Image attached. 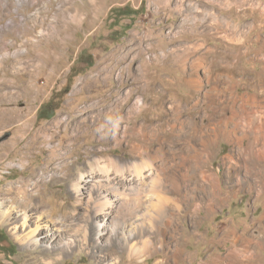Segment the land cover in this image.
Here are the masks:
<instances>
[{"label": "rangeland", "instance_id": "rangeland-1", "mask_svg": "<svg viewBox=\"0 0 264 264\" xmlns=\"http://www.w3.org/2000/svg\"><path fill=\"white\" fill-rule=\"evenodd\" d=\"M4 1L0 0V264H43L44 258H58L57 264H131V260L175 264L173 252L183 241L182 233L188 255L180 264H199L209 254L226 251L224 244L212 242L221 228L241 230L249 223L251 235L263 231L264 160L258 158L257 169L249 171L246 161L254 163L248 152L226 137L212 148L215 154L206 165L220 177L226 201L215 205L214 213L203 210L200 218L191 215L186 203L180 214L168 203L165 220L173 221L161 223V233L151 238L159 253L148 256L140 249L141 260L129 259L118 246L95 248V214L85 208L87 190L84 185L78 188V183L81 174L96 178L120 174L109 158L121 164L148 160L147 155L145 159V154L132 152L134 145L145 143L142 136L148 132L149 140L155 138L152 149L165 148L157 163L168 162L164 182L170 191L172 171L184 170L180 154L190 152L198 136L218 128L220 113L228 117L235 110L242 116L244 103L250 110H261L264 102L250 97L264 99V89L250 90L249 75L234 69L229 70L233 80H224L222 68L226 52L264 56V0H241L240 11L225 7L228 0H97L94 5L74 0L64 8L60 0H6L2 5ZM256 1V11L246 6ZM76 5L82 14L74 20ZM234 18L241 37L223 42L225 30L234 29ZM184 53L188 58L182 65L175 56ZM230 82L236 84L229 88ZM138 102H143L142 112L136 109ZM234 120L242 128L247 121ZM245 134L250 133H241L242 137ZM192 183L187 178L185 184ZM147 189H127L128 198L116 207L117 227L128 225L125 217L143 220L145 203L133 198L142 197ZM196 193L199 200L205 198L200 189ZM163 195L172 197L169 192ZM55 200L63 209L47 224L59 218L74 221L70 233L77 232L80 239L74 251L60 256L51 252L52 238H44L49 231L30 243L20 226L24 215L27 224L35 226ZM16 208L22 211L19 217ZM150 208L148 214L155 215ZM86 229L92 234L83 241L80 236ZM197 231L204 235L200 243V236L193 235ZM104 253L118 255L121 262L103 261ZM261 258L264 261V250Z\"/></svg>", "mask_w": 264, "mask_h": 264}, {"label": "bare ground", "instance_id": "bare-ground-1", "mask_svg": "<svg viewBox=\"0 0 264 264\" xmlns=\"http://www.w3.org/2000/svg\"><path fill=\"white\" fill-rule=\"evenodd\" d=\"M27 1L34 2V0ZM89 1L90 5L97 4V0ZM72 2H74V0H60V3H62L63 8L66 6L67 3ZM7 3L8 1L5 0L2 5H7ZM66 10L68 9H65V11ZM80 11L81 10L79 6L76 5V13H74V15H71V18L77 20L79 18V14H82L80 13ZM142 104L143 102H138V105H136V109L138 110V112H142L144 110ZM247 104L248 103H244V105L240 104L242 116L241 114L239 115L235 110H233L231 116L228 117L225 115L224 112L220 113V115H223V119L221 118L220 122L218 123V128H213L212 131H210L209 133H203L198 136L196 142L194 141L195 143L193 142L194 144L191 145L192 150L190 152L184 151L180 154L182 159L180 164L181 166H183L184 170L180 169L179 172L177 170L172 171L170 176V181H172V188L170 191L166 190V184L164 182L166 179L168 162L164 161L166 163H164L163 165H159L157 163L159 160V156L165 153V148L163 146H159L157 148L155 147V149H152L151 145L153 144L155 138L153 140H149V137L147 136L148 132L146 133V136H142L146 140L145 143L142 145H134L132 148V152L134 153H138L139 155L145 154V157L147 155L148 160L142 159L141 161L139 160V162L130 161L121 164L119 159L109 158L112 164L117 165L116 170L120 171V174H115L114 176H112L111 174H107L105 175V177L98 178H96L95 175L93 176L81 174V177H79L80 180L78 178V188H83L81 185H84L85 189L87 190V194L84 193L85 195H87V200L85 201V208L87 210L91 209L95 214L93 217V224H95L96 226L94 231L96 240L94 242L95 248L99 249L100 246L104 248V246L106 245H109L111 247L118 246L122 248L125 252H127L129 259H132L134 256H136L139 260L143 257L139 255L140 249L144 248L143 250L146 251V254L148 256H152L159 253V249L153 243V240L151 238L153 237V235L161 233V223L162 225H170L173 221L171 218L165 220V218L168 216L166 215L168 203L173 204V208H175V212L178 211V214L181 213L184 204L186 203V209L189 210L192 213L191 215L196 218H200L203 213V210L205 209L209 213H214V206L225 202L226 196L222 195L220 177L217 174L211 173L206 168V165L211 161L212 157L215 154V151H213L212 148L218 146L222 137L228 138V141H230L232 144H235L238 148L243 147L244 150L248 152L247 155L249 154L254 163H250L251 165H248V161H246V167L249 169V171H254L257 169L256 163L258 158H260V160H264V104H261V110H250L248 109ZM234 118H240L242 119V121L243 119H245L244 121L247 120L244 127H239V124L237 122H234ZM174 125L175 124H173V127ZM245 127L246 129H249V131L246 130ZM183 128L185 127L183 126ZM244 132H249L250 135L248 136L247 134H245L242 137L241 133ZM195 133H198L197 127H195ZM154 136L157 137L156 135ZM246 139H248L247 143L245 141ZM171 140L172 138L170 139V141ZM186 143L188 144V140H186ZM260 143L262 145H259ZM255 156L257 158H255ZM229 158L231 159V161H234L233 153L229 155ZM145 159H147V157ZM126 169L130 171V174L126 173L127 171L125 172ZM126 174H129V176ZM187 178H190L192 180L193 183L191 185L185 184L187 183ZM100 182H103V184H101ZM245 183H247V181ZM140 186H148L147 192L142 197L137 196L133 198V200L145 203L143 220H141V218L138 220H131L125 217L129 222L128 225L124 227H117V222H115V218L119 216L115 213L117 212L116 207L121 204V201L128 198L127 189L135 191L136 189H139ZM198 189H200L201 192L204 193L205 198L201 197L200 200L198 199L199 193H196ZM168 192L172 197L167 198L163 195L164 193ZM205 199L209 201H206ZM194 201H196L195 208H193L194 205H192ZM50 202L51 205L49 206V211L47 207V214L42 213L39 216V223H37L35 226H31L33 224H27L28 219L27 216L24 215L21 218L20 226L25 228L24 237L26 241L30 243H35L37 241L38 234L43 233V231L45 230L49 231L50 234H48L44 238H52L51 252H53V250L57 251L54 254L60 256V254H64L69 251H74L79 246L78 242L80 241V239L78 237L79 235L77 234V232H73L74 234L70 233V226L74 224V221L68 222L65 219L67 221L66 222L64 218H59V220L53 219V225L47 224L50 221L49 217L55 218L61 215L63 209L62 204L57 203L56 200ZM77 202H82L81 197L79 198L77 196ZM150 207L155 210V215H152L151 213L148 214V209ZM15 211L19 217L20 212L22 211H20L19 208H16ZM146 215H148V220L144 219ZM173 215L175 214L173 213L172 217ZM263 221L264 215L261 218V223ZM194 224L200 226V223L197 220ZM17 226L18 225H16L15 227L17 228ZM262 226L263 231L261 230V232L257 236L251 235L249 233V223H246L241 230L236 229L232 226L228 227L227 229L221 228L219 235L213 238L212 242H214L215 244H224L226 247V251L224 253L215 254V256L209 254L207 259L202 260L199 264H264V261H262L261 258V252L264 250V223ZM88 234H92L90 229H86L84 234L80 236L81 240L86 241L88 239ZM193 235L200 236L198 243H200L204 237V235L198 231ZM185 237L186 234L182 233L180 238L183 241L179 242L178 247L176 245V251L173 252V259L175 260V264H180V262L185 258V256L188 255L185 249ZM138 240L141 242V246L138 245V243H140ZM55 242H58L59 246H54ZM44 246L47 247L46 244ZM47 250V252H50L49 249ZM114 255L104 253L100 257L103 261H114L120 263L121 258L118 255ZM37 259H39L38 256H36L35 260L37 261ZM190 259L191 261L193 260L191 255ZM42 262L43 264H57L59 263V259L44 258ZM133 262L134 261L131 260V264H133ZM156 264H163V262L157 261Z\"/></svg>", "mask_w": 264, "mask_h": 264}, {"label": "crops", "instance_id": "crops-1", "mask_svg": "<svg viewBox=\"0 0 264 264\" xmlns=\"http://www.w3.org/2000/svg\"><path fill=\"white\" fill-rule=\"evenodd\" d=\"M258 5L259 4H257V1L248 2L246 4L247 7L255 11L258 9ZM224 6L234 11L236 10L240 11L243 6V3L241 2V0H228V3H225ZM232 23L234 25V29L233 31L225 30V32L222 34L223 42H232L241 37L239 21H237V19L234 18L232 20ZM234 53L232 55H229V53L226 52L225 56L223 57L224 64H223L222 71L224 72V75H223L225 78L224 80H227V81L233 80L231 76L232 74L229 73V70L231 71V69H234V70L240 71L242 74L244 73L245 75H249L250 90L256 91V90L264 89V56L253 55L249 57H243L240 53H235V54ZM185 54L187 53L175 56L176 60L180 62V64L182 65H183V62L186 61L188 58ZM230 83L232 84L229 88L233 87V85L236 84L233 82H230ZM237 84H239V81ZM250 98H251V101L264 102L263 98L259 99V97H257L256 95L255 97L252 96Z\"/></svg>", "mask_w": 264, "mask_h": 264}]
</instances>
